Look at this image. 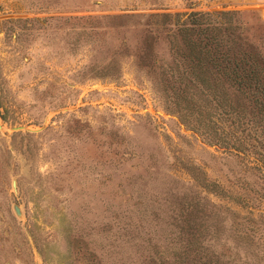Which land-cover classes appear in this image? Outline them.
<instances>
[{
	"label": "rangeland",
	"instance_id": "rangeland-1",
	"mask_svg": "<svg viewBox=\"0 0 264 264\" xmlns=\"http://www.w3.org/2000/svg\"><path fill=\"white\" fill-rule=\"evenodd\" d=\"M219 10L264 26V0H0V264H264V226L201 186L264 179L155 79L161 15Z\"/></svg>",
	"mask_w": 264,
	"mask_h": 264
},
{
	"label": "trees",
	"instance_id": "trees-1",
	"mask_svg": "<svg viewBox=\"0 0 264 264\" xmlns=\"http://www.w3.org/2000/svg\"><path fill=\"white\" fill-rule=\"evenodd\" d=\"M161 17L175 31L168 39L171 62L159 66L155 79L173 109L207 143L246 159L264 179V26L237 10ZM201 183L207 192L246 207L242 218L254 233L264 226V192L228 190L205 175ZM254 233L244 234L246 240L253 242Z\"/></svg>",
	"mask_w": 264,
	"mask_h": 264
}]
</instances>
